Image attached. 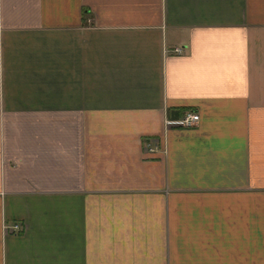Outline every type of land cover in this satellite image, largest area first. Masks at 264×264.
Returning a JSON list of instances; mask_svg holds the SVG:
<instances>
[{"label":"crops","instance_id":"0c3cea01","mask_svg":"<svg viewBox=\"0 0 264 264\" xmlns=\"http://www.w3.org/2000/svg\"><path fill=\"white\" fill-rule=\"evenodd\" d=\"M0 264H264V0H0Z\"/></svg>","mask_w":264,"mask_h":264},{"label":"built area","instance_id":"2783aa9c","mask_svg":"<svg viewBox=\"0 0 264 264\" xmlns=\"http://www.w3.org/2000/svg\"><path fill=\"white\" fill-rule=\"evenodd\" d=\"M174 51L177 53H180L181 48H175ZM198 119H199L198 113L194 110H189V111H187V113L184 115L183 118H181L178 121H175L174 123L180 124L183 126H192L198 122ZM169 123L173 124V121L169 122Z\"/></svg>","mask_w":264,"mask_h":264}]
</instances>
